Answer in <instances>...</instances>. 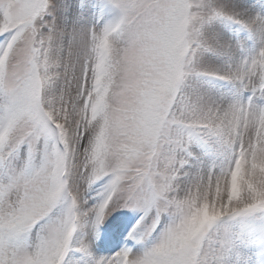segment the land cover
<instances>
[{
	"label": "snow or ice",
	"instance_id": "snow-or-ice-1",
	"mask_svg": "<svg viewBox=\"0 0 264 264\" xmlns=\"http://www.w3.org/2000/svg\"><path fill=\"white\" fill-rule=\"evenodd\" d=\"M98 5L112 15L89 24ZM218 18L259 35L219 67L200 57L245 46L204 36ZM194 143L220 159L182 186ZM0 165V264L92 256L74 233L122 207L148 218L141 247L90 264H264V216L234 227L264 212V15L237 0H0Z\"/></svg>",
	"mask_w": 264,
	"mask_h": 264
},
{
	"label": "rangeland",
	"instance_id": "rangeland-1",
	"mask_svg": "<svg viewBox=\"0 0 264 264\" xmlns=\"http://www.w3.org/2000/svg\"><path fill=\"white\" fill-rule=\"evenodd\" d=\"M222 4L229 3V0H219ZM238 3H243L253 15H264V0H237ZM98 4V0H97ZM95 16L90 17L88 23L102 22L104 19L109 18L112 15L109 7L101 9L99 5L94 9ZM59 12L57 16L59 17ZM203 34L208 39H227L235 42L240 41L244 44L243 49H238L237 55L233 57L219 55L213 56L211 53H204L200 57L201 63H208L213 66H224L229 63H233L241 52L250 53L259 43V35H250L245 30L241 29L239 25L228 22L223 19H215L210 23H206L203 26ZM199 88L202 92L217 97L220 95H232L235 93L233 85L229 82L221 80H202L199 83ZM192 152L199 157V160L195 163L186 165L185 170L189 176L185 177L181 175L179 181L181 185H185L188 179L194 175L197 171L207 172L208 168L215 161L219 162V157H214L211 151L200 143H194L191 145ZM23 154V153H22ZM5 169L3 165H0V176L4 175ZM104 180H98L93 183L84 193L83 200L86 202V206H90L97 201L99 193L102 191ZM264 216V212L254 213L250 217L238 219L234 222L236 230H240L242 226L249 223L253 219H259ZM147 217L142 209L137 207H122L117 208L115 212L106 217L107 228L101 226L96 229L95 235H92L91 223L85 225L83 230H77L74 235V240L81 238L89 241V249L92 256H85L83 253L76 250L73 246L65 257V264H90V260L93 256H111L114 252L119 251L121 248L127 247L136 251L141 247L139 242L140 237L146 227ZM43 221L34 225L30 233L24 238V243H31L34 239L36 231L40 228ZM115 223L120 224V228L117 232L112 231V225ZM131 234V235H130ZM155 235V233H153ZM148 239L147 242H150ZM264 256V252L258 250L256 252L257 261Z\"/></svg>",
	"mask_w": 264,
	"mask_h": 264
}]
</instances>
